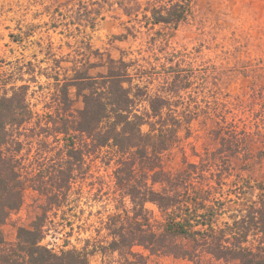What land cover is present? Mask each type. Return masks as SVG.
Segmentation results:
<instances>
[{"label": "rangeland", "instance_id": "obj_1", "mask_svg": "<svg viewBox=\"0 0 264 264\" xmlns=\"http://www.w3.org/2000/svg\"><path fill=\"white\" fill-rule=\"evenodd\" d=\"M94 1L0 0V95L25 87L36 113L16 134L25 181L63 158V136L43 129L83 109L74 89L69 110L62 104L66 81L78 72L105 74L109 57L124 59L151 93H164L176 76L189 77V88L173 100L177 115L193 120L189 130L187 125L181 130L179 144L165 153L164 169L177 173L188 165L203 166L206 179L195 182L211 183L214 195L226 202L220 224L244 215L264 183V0H193L192 16L175 31L125 16L116 0H99L101 16L92 29L88 12L99 7ZM236 138L243 141L239 153ZM84 153L86 173L73 180L61 207H50L27 182L22 207L2 226L7 243L15 244L18 229H30L46 209L43 244L49 248L93 253L96 246H107L110 219L132 205L116 184L114 153L88 148ZM219 161L226 163L222 177L215 176ZM148 208L162 219L156 206ZM179 242L191 250L189 241ZM90 261L116 264L118 255L97 252ZM149 263L194 264L163 256ZM201 264L224 263L204 257Z\"/></svg>", "mask_w": 264, "mask_h": 264}, {"label": "trees", "instance_id": "obj_2", "mask_svg": "<svg viewBox=\"0 0 264 264\" xmlns=\"http://www.w3.org/2000/svg\"><path fill=\"white\" fill-rule=\"evenodd\" d=\"M101 3L94 1L98 9L88 12L92 29L101 16ZM115 4L127 17L173 31L193 13V0H116ZM106 64L105 74L78 72L63 85L62 104L67 111L72 89L82 100L83 109L67 118L58 117L51 126L46 124L45 133L63 136L64 155L59 164L39 171L28 181L20 157L22 143L16 134L32 124L36 113L25 87L10 96L0 95V264H91L90 257L97 252L103 256L117 254L116 264H150L151 257L160 256L194 264H201L204 257L224 264H264V183L258 185V200L244 215L220 224L226 202L214 195L211 183L200 184L206 179L203 166L188 165L177 173L164 169L165 153L179 144L181 130L186 125L189 130L193 120L177 115L173 100L189 88V77L181 80L176 76L164 93H151L142 80L136 81L137 74L131 73L132 65L124 59L109 57ZM226 143L222 139V144ZM233 145L239 153L243 141L236 138ZM84 148L114 153L116 184L132 205L124 215L110 219L112 240L107 246H96L93 253L49 248L43 244L48 212L43 209L30 229H18L15 244L7 243L2 226L22 207L27 182L47 198L50 207H61L73 180L86 173ZM219 162L222 165L216 163L215 176L222 177L226 163ZM149 204L158 208L160 221ZM180 239L189 241L191 250Z\"/></svg>", "mask_w": 264, "mask_h": 264}]
</instances>
